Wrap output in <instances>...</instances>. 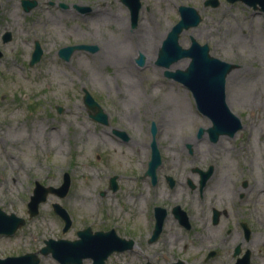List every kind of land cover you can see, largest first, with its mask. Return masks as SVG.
<instances>
[{
	"label": "rangeland",
	"instance_id": "374dc122",
	"mask_svg": "<svg viewBox=\"0 0 264 264\" xmlns=\"http://www.w3.org/2000/svg\"><path fill=\"white\" fill-rule=\"evenodd\" d=\"M36 1L24 12L21 0H0V209L26 220L13 235H0V258L36 252L48 239L74 240L86 227L108 230L116 222L120 232L127 228L138 235L151 225L153 207H162V182L153 188L144 175L153 125L161 165H226L246 180L248 208L256 199L264 241V13L226 0L214 8L205 7L206 0H142L132 27L120 0ZM179 6L193 7L201 16L197 27L180 35L179 44L188 48L194 38L208 45L211 56L238 65L227 76L226 100L243 127L216 143L206 132L197 136L209 120L186 87L164 76L155 62L159 49L151 60L144 42L145 37L151 42L152 33L167 34L180 19ZM5 32L11 34L8 42H2ZM36 41L42 56L30 66ZM78 44L97 49L75 51L67 61L58 56L60 48ZM183 61L189 62L177 63ZM175 64L169 70L177 69ZM83 89L107 114V125L89 117ZM114 131H125L128 140ZM65 173L67 195H48L29 218L35 182L57 188ZM112 176L114 192L108 189ZM53 203L70 215L66 233ZM143 239L131 255L112 256L106 264H146L144 254L151 264H162V240L147 245ZM39 264L59 263L48 255L40 256ZM254 264H264V244Z\"/></svg>",
	"mask_w": 264,
	"mask_h": 264
},
{
	"label": "water",
	"instance_id": "95a60500",
	"mask_svg": "<svg viewBox=\"0 0 264 264\" xmlns=\"http://www.w3.org/2000/svg\"><path fill=\"white\" fill-rule=\"evenodd\" d=\"M229 3L242 2L243 4L259 9L264 12V0H226ZM130 13L131 26L135 27L138 21V15L141 9V0H120ZM36 0H21V6L25 12L37 6ZM218 0H206L205 7H217ZM64 7V5H62ZM81 12L88 11L77 7ZM178 12L180 19L172 26L162 41L158 51L156 63L163 67L164 75L169 79H173L181 83L189 89L194 98L198 111L206 116L210 121V126L206 129L209 140L217 142L221 136L233 137L241 128L240 118L235 115L229 108L226 101V78L231 71L238 67L237 64L224 62L209 54L207 44H199L194 38H190V46L183 48L179 44V38L182 32L197 27L201 22V16L193 7L179 6ZM3 42L10 39V33H4ZM95 46L79 44L62 47L58 50V56L62 60H69L75 51H96ZM42 56V49L38 42L34 43V49L31 54L29 65L38 63ZM2 53L0 52V58ZM182 59H188L189 62L184 69L169 70L171 65ZM139 65H143V56L137 60ZM83 103L89 110V117L97 123L107 125L108 117L104 113L100 105L93 99L87 90H83ZM60 113L62 109L57 108ZM152 143L151 158L148 162V168L145 175L156 179V169L161 164V157L154 138L155 128L152 126ZM121 137H125V132L115 131ZM203 133V129L199 130L198 136ZM116 177H112L109 181V188L116 189ZM70 185L69 175L63 176V182L58 188L44 187L35 182L33 194L27 204V213L29 218L38 214L40 203L46 201L49 194H53L59 198H64L68 192ZM52 208L63 221L62 232L65 233L71 227V219L66 210L58 203H53ZM156 224L152 240H155L162 228V208L155 209ZM23 218L14 214H6L0 209V235H13L19 228L25 225ZM77 239L66 240L48 239L44 241V246L37 252L25 253L19 256H9L0 258V264H39L40 256L51 255L59 264H82L85 259H90L92 264H105L107 258L114 251H124L132 247L133 241L118 238L113 230L108 232H93L90 227L76 232Z\"/></svg>",
	"mask_w": 264,
	"mask_h": 264
},
{
	"label": "flooded vegetation",
	"instance_id": "af4514ba",
	"mask_svg": "<svg viewBox=\"0 0 264 264\" xmlns=\"http://www.w3.org/2000/svg\"><path fill=\"white\" fill-rule=\"evenodd\" d=\"M149 182L153 188L162 182V207H153V223L137 231L138 235L124 227L120 232L121 226L114 222L108 230L133 244L127 250L114 251L107 260L131 255L143 237L147 245L162 240V264H254L264 244L263 218L256 214V199L248 208L247 182L232 175L229 166L159 165L156 179L149 177ZM157 207L162 208V228L152 240ZM143 259L151 264L147 254Z\"/></svg>",
	"mask_w": 264,
	"mask_h": 264
},
{
	"label": "bare ground",
	"instance_id": "6f19581e",
	"mask_svg": "<svg viewBox=\"0 0 264 264\" xmlns=\"http://www.w3.org/2000/svg\"><path fill=\"white\" fill-rule=\"evenodd\" d=\"M166 34V31H164L163 33H160V34H156V33H152L151 34V42L150 40L145 37L144 38V42H145V45L148 46V48L151 50V60L154 58V55L156 53V51H158L159 49V41L165 36ZM187 62L186 61H183V62H180V63H176L172 68H178V69H182V68H185ZM228 106H230L228 104ZM75 198H78V197H75ZM139 198H141V196L139 195H136L135 199L138 201Z\"/></svg>",
	"mask_w": 264,
	"mask_h": 264
}]
</instances>
